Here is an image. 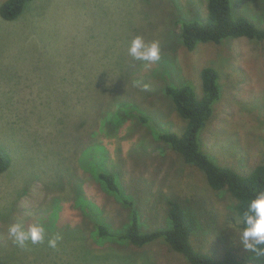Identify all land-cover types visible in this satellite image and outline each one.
Here are the masks:
<instances>
[{
  "label": "rangeland",
  "instance_id": "374dc122",
  "mask_svg": "<svg viewBox=\"0 0 264 264\" xmlns=\"http://www.w3.org/2000/svg\"><path fill=\"white\" fill-rule=\"evenodd\" d=\"M205 1L32 0L14 20L0 17V144L12 158L0 173V264H187L159 240L143 247L95 244L92 223L72 198L76 188L114 228L126 220L128 208L85 179L80 158L100 159L118 171L135 204L152 201L154 207L142 212L145 229L163 224L166 199L159 189L176 196L173 186L196 196L206 218H213L199 235L204 245L217 243L221 251L231 237L239 243L238 219H228L231 199L212 192L197 169L181 166L148 128L178 131L183 120L165 84L191 79L200 88L201 67L213 63L221 94L201 133L205 153L243 171L264 154V43L241 37L186 50L178 22L197 13L203 18ZM229 1L234 17L264 26L263 0ZM137 36L158 42L159 60L129 53ZM133 105L144 115L130 110L122 123L111 119ZM46 219L55 220V229L69 227L60 232L71 236H62L53 249L40 245L44 252L25 245L9 256V225L26 229Z\"/></svg>",
  "mask_w": 264,
  "mask_h": 264
},
{
  "label": "trees",
  "instance_id": "16d2710c",
  "mask_svg": "<svg viewBox=\"0 0 264 264\" xmlns=\"http://www.w3.org/2000/svg\"><path fill=\"white\" fill-rule=\"evenodd\" d=\"M30 1L32 0L2 1L0 17L6 21L14 20ZM205 4L206 13L203 18H198L199 14L197 13L198 17L178 22L180 25L179 38L186 50H195L198 43L219 44L241 37L264 43V26H257L246 16L234 17L229 0H206ZM216 67L213 63H206L201 67L199 71L200 88H197L191 79L181 83L170 81L165 84L164 92L172 101L177 115L183 120V125L178 131H157L152 125H148V128L155 140L161 142L175 154L174 159H178L181 166L184 164L192 166L194 170L197 169L212 192L219 198L228 196L231 199V205L228 206L230 211L228 219H238L241 228L242 213L247 208L249 199L258 191L264 190V154L258 163L243 171L241 168L221 164L212 157L215 162L202 147L201 133L212 118L213 106L221 94L220 77ZM126 110L122 111L120 108L111 119L116 124L122 123L125 116L132 115L130 110H138L144 115V112L137 109L136 105ZM141 120L147 123L146 116H141ZM158 148L161 149L162 146L159 145ZM11 163L9 149L0 144V173L10 167ZM179 164L176 167H181ZM77 166L88 173L85 179L90 178L95 181L105 192L128 208L126 220L119 228H114L103 221L98 207L84 198L82 189L76 188L72 198L75 200V204L80 206L82 214L91 221L92 228L89 235L95 244L120 243L143 247L159 240L166 245L170 252L181 255L187 264H264V250L246 251L240 241L237 243L232 237L226 241L227 247L221 251L216 245L217 243L211 248L204 245L206 239L199 235L203 232L204 225L207 227L206 222L210 225L214 221L213 218H206L201 208L203 203L196 199V196L180 193L172 185L176 196L171 195V191L168 193L159 189V197L166 199L163 224L145 229L146 224L141 219L142 212L147 214L154 207L152 201L145 204L132 202L131 195L126 193L123 188L118 171L107 169L104 161L100 159L96 162L93 158V160L89 159L84 163L80 158ZM150 189L155 191L153 187ZM146 193L148 194L147 191ZM204 198L202 199L207 201L208 197ZM41 224L46 230L44 239L35 244L27 242L26 248L31 252H44L41 246L53 249L48 244L50 238L60 240L62 236L65 238L71 236L60 232V229L69 231V227L53 228L55 220L48 221L46 219V222L42 221ZM77 232L75 229V233ZM197 233H199L198 236L194 237ZM58 243L59 241L56 246ZM12 244L14 245L12 246ZM31 245H35L37 248H31ZM85 247L88 248L90 245ZM260 247L264 249V246ZM10 249L9 256L21 251V247L15 245L13 241L10 243ZM54 252L57 251L54 250ZM69 252L72 253V251Z\"/></svg>",
  "mask_w": 264,
  "mask_h": 264
},
{
  "label": "clouds",
  "instance_id": "9594fccd",
  "mask_svg": "<svg viewBox=\"0 0 264 264\" xmlns=\"http://www.w3.org/2000/svg\"><path fill=\"white\" fill-rule=\"evenodd\" d=\"M129 53L136 59L155 62L160 58L159 44L156 41L146 42L142 37L133 38ZM45 227L40 223L29 225L24 229L20 224L8 227V236L18 246H25L27 242L33 244L44 239ZM58 238H50V247H56ZM239 240L246 251L259 252L264 246V190L258 191L248 201L247 208L242 213V226Z\"/></svg>",
  "mask_w": 264,
  "mask_h": 264
}]
</instances>
